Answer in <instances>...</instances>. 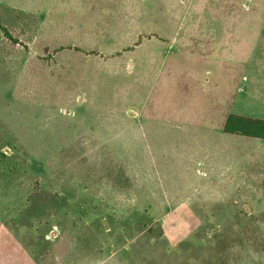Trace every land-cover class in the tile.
Masks as SVG:
<instances>
[{
    "label": "rangeland",
    "instance_id": "rangeland-1",
    "mask_svg": "<svg viewBox=\"0 0 264 264\" xmlns=\"http://www.w3.org/2000/svg\"><path fill=\"white\" fill-rule=\"evenodd\" d=\"M262 99L264 0H0V264H264Z\"/></svg>",
    "mask_w": 264,
    "mask_h": 264
},
{
    "label": "crops",
    "instance_id": "crops-1",
    "mask_svg": "<svg viewBox=\"0 0 264 264\" xmlns=\"http://www.w3.org/2000/svg\"><path fill=\"white\" fill-rule=\"evenodd\" d=\"M259 104H261V105H264V99H262V100H260L259 102H258ZM239 108H240V111H244L246 108L245 107H242L241 106V104L239 105ZM193 111H208V112H231V105L228 103V102H225V100H220L219 98L218 99H216V98H214V97H211V98H208L207 100H206V102H205V104H204V106L203 107H201V108H199V109H195V110H193ZM264 111V110H263ZM229 112V113H230ZM229 115H231V114H228L227 116H226V118L229 116ZM233 115V114H232ZM235 116H241V117H245V118H249V119H253V120H258V119H261V120H263L264 118H257V117H255V118H250V117H246V116H244V115H235ZM226 118H225V120H226ZM225 120H224V122H225ZM223 122V123H224ZM222 133L223 134H226V133H224L223 132V129H222ZM235 136V135H234ZM236 136H239V135H236ZM243 137V136H242ZM244 138H247V139H255V140H260V139H256V138H248V137H244ZM222 140H230V134H228V135H222ZM262 141H264V140H262ZM228 153V155H226ZM240 162H242V161H240V160H238V162L237 163H240ZM206 163H209V159L207 160V162ZM220 164H221V167L222 168H227V167H229V166H231L232 165V161H231V150L229 149V147L228 146H226V149H223V154H222V160H221V162H220ZM241 164V163H240ZM210 166L212 165L213 167L215 166V163L214 162H212V163H210L209 164ZM236 167H240V165H238V166H236ZM226 177H228L227 179H228V183L230 184V174H228V175H225ZM208 180H209V182H210V184L212 183V189H213V187H214V185H215V176H214V174H212V175H209L208 174ZM223 185H227V183L225 182V179H223ZM223 187V186H222ZM221 189H225V188H221ZM221 189H219V190H221ZM226 190H231V189H226ZM238 190H240V189H238ZM233 191V190H232ZM245 191V190H244ZM262 192V189H258V190H256V192Z\"/></svg>",
    "mask_w": 264,
    "mask_h": 264
},
{
    "label": "trees",
    "instance_id": "trees-1",
    "mask_svg": "<svg viewBox=\"0 0 264 264\" xmlns=\"http://www.w3.org/2000/svg\"><path fill=\"white\" fill-rule=\"evenodd\" d=\"M222 129L226 134L264 140V120L229 115Z\"/></svg>",
    "mask_w": 264,
    "mask_h": 264
}]
</instances>
